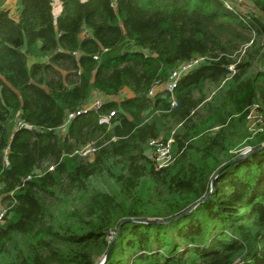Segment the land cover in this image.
<instances>
[{"label": "trees", "instance_id": "obj_1", "mask_svg": "<svg viewBox=\"0 0 264 264\" xmlns=\"http://www.w3.org/2000/svg\"><path fill=\"white\" fill-rule=\"evenodd\" d=\"M230 1L60 0L54 16L52 0H16L14 11L0 0V195L15 200L0 264H97L116 233L103 264H264V0ZM245 34L263 43L233 59ZM198 55L207 60L179 79L175 108L147 95ZM207 83L221 84L209 99ZM96 93L109 98L60 134ZM254 104L263 122L252 135ZM157 138L173 139L160 169L148 154ZM241 138L245 156L233 152ZM89 142L92 155L73 154ZM42 163L55 167L20 186Z\"/></svg>", "mask_w": 264, "mask_h": 264}, {"label": "built area", "instance_id": "obj_2", "mask_svg": "<svg viewBox=\"0 0 264 264\" xmlns=\"http://www.w3.org/2000/svg\"><path fill=\"white\" fill-rule=\"evenodd\" d=\"M223 1L226 4V6L230 7L231 4L230 0H223ZM235 1L238 4H240L243 9L245 10L250 9V7L247 6L244 0H235ZM94 58H97V56H94ZM206 60H207V55H198L179 63V65H177L170 71L168 78L163 82L157 81L148 90L147 95L149 97H153L156 93L161 92L163 96L168 99L170 108H175L177 106V99L175 97V87L177 85V82L184 74L196 68ZM228 71L231 74L234 73L235 71L234 64L228 65ZM108 98L109 97L101 93L94 94L82 107H80L76 111L67 112L65 115V119L63 123L58 127V130H62L61 134H65L70 121L73 119V117L76 116V114L84 113L87 112L88 110L97 111L100 108V106L103 104V102L108 100ZM115 115H116V111L110 110L107 113L103 114L101 118L107 122H110L111 118ZM262 122H263V117L259 111L258 105L257 104L252 105L247 115L248 130L252 133V135L262 130ZM15 126L16 127L25 126L28 128L32 127V125L28 123H24L21 120H17L15 122ZM172 141H173L172 138H168L166 141H162L159 138L150 141L151 145H153V149L150 148L149 153H150V157L153 159L156 169H160L167 166L173 160V153L171 149ZM242 148L244 150L240 151V154L246 153L251 149L250 146H244ZM95 151H96L95 143L89 142L75 149L73 154H77L80 157L87 158L90 155H92ZM54 167H55V163H42L41 165L34 167L30 173H28L25 177L21 179L20 186L24 185L26 181L30 180L33 176L36 175L41 176L45 172L53 170ZM2 187L3 184L0 183V190L2 189ZM14 202H15L14 199H12V201L10 202L9 200L4 199L3 195H0V224L4 223V221L9 216L10 209L12 208Z\"/></svg>", "mask_w": 264, "mask_h": 264}, {"label": "rangeland", "instance_id": "obj_3", "mask_svg": "<svg viewBox=\"0 0 264 264\" xmlns=\"http://www.w3.org/2000/svg\"><path fill=\"white\" fill-rule=\"evenodd\" d=\"M56 3H57V0H52L54 16H57L59 14V12H60V11L56 10ZM6 4H8V7L12 11H14V9L16 7V0H6ZM245 36L246 37L249 36L251 38V41L249 43L243 44L241 39H237L236 41L232 42L234 44L239 43L238 49L234 50L233 53H232V58L233 59H237L238 60L240 55L243 53V49H245L248 45H250L253 40H255L257 43H263L262 42L263 41V37L262 36L256 37L255 35H250V34H245ZM259 69H260L259 66L255 65V66H253L251 68V71L255 72V71L259 70ZM220 86H221V84L217 86V85H213L211 83H207L206 86H205V90H204L205 94L207 96V99H209L210 96L213 95L220 88ZM125 95H126L125 91H122L119 96L123 97ZM58 132L61 134L62 130H58ZM98 139H101V138L95 136L92 139V141L96 142ZM243 139L244 138L237 139V142L239 144L235 147L236 149L235 148L233 149V152H239L240 153V151L244 150L242 147H244L243 144H245L246 139H244V140ZM94 185L99 187V188H102L104 190H109V191L113 187L112 181L109 180V179H106V178H101V179L94 180ZM46 201H47L49 207L52 209V211L56 212L57 208L59 207V205L56 204V201L52 200V199H47ZM26 250H27V247H25L24 252Z\"/></svg>", "mask_w": 264, "mask_h": 264}, {"label": "water", "instance_id": "obj_4", "mask_svg": "<svg viewBox=\"0 0 264 264\" xmlns=\"http://www.w3.org/2000/svg\"><path fill=\"white\" fill-rule=\"evenodd\" d=\"M263 146H264V144H263ZM250 150H251V149H250ZM250 150H249L248 152H246V153H242V155L245 156V155L249 154V153H250ZM239 158H240V157H237V158H235V159H232V160H230V161L224 163L223 167H225V166L231 164L232 162L236 161V160L239 159ZM223 167H221V168H223ZM213 185H214V179L211 181V184H210V190H209V192L207 193V195L204 197V199H206V198L210 195V193L213 191ZM198 202H199V201H198ZM198 202H197V203H198ZM197 203H195L194 205H192L189 209L185 210L183 213H181V215H182V214H185L186 212H188L189 210H191L192 208H194V207L196 206ZM126 220H127V221H134L135 219H133V218L122 219L121 222H120V224H119V226H118V230H117V232L119 231L121 225H122ZM137 221H143V222H164V221H162V220H160V219H156V218H152V219H151V218H146V219H143V220H137ZM116 234H117V233H116ZM116 234L114 235V237H113V239H112V241H111V243H110L109 249H110L111 246L113 245V242H114V239H115V237H116ZM109 249H108V251L106 252V254L104 255L103 259H102L99 263H97V264H103V262H104V261L106 260V258H107V255H108Z\"/></svg>", "mask_w": 264, "mask_h": 264}, {"label": "crops", "instance_id": "obj_5", "mask_svg": "<svg viewBox=\"0 0 264 264\" xmlns=\"http://www.w3.org/2000/svg\"><path fill=\"white\" fill-rule=\"evenodd\" d=\"M56 10L57 11H60L61 10V3H60V0H57V3H56ZM54 11V10H53ZM125 91L126 95H131V92L128 90V89H125L123 90ZM148 154L150 155V153L148 152Z\"/></svg>", "mask_w": 264, "mask_h": 264}]
</instances>
